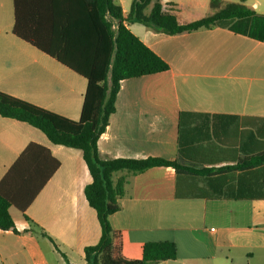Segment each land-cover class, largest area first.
I'll return each mask as SVG.
<instances>
[{
	"label": "crops",
	"instance_id": "crops-1",
	"mask_svg": "<svg viewBox=\"0 0 264 264\" xmlns=\"http://www.w3.org/2000/svg\"><path fill=\"white\" fill-rule=\"evenodd\" d=\"M132 1L115 0L124 16ZM210 1L161 0L181 23L210 14ZM246 4L264 15L263 0ZM99 12L100 0H0V90L78 120L87 78L32 40L61 47L65 34L70 51L84 39L93 47ZM106 18L116 29L117 19ZM127 24L170 68L121 80L99 152L104 159L178 160L191 170L153 166L114 173L115 180L127 179L121 208L109 216L124 233V254L141 258L144 243L171 240L177 258L155 264H260L264 164H237L264 143L258 131L264 118V16L238 22L245 32L211 26L168 35ZM181 112L192 113L184 124ZM28 148L22 169L41 174L55 159L60 164L25 210L34 224L10 207L16 230L0 228V264H86L85 248L98 243L101 225L85 196L92 176L82 150L54 144L39 128L0 115V182ZM194 188L208 196L177 195Z\"/></svg>",
	"mask_w": 264,
	"mask_h": 264
},
{
	"label": "trees",
	"instance_id": "trees-1",
	"mask_svg": "<svg viewBox=\"0 0 264 264\" xmlns=\"http://www.w3.org/2000/svg\"><path fill=\"white\" fill-rule=\"evenodd\" d=\"M150 7V10L147 9ZM211 13L194 21L181 23L176 14L164 7L161 0H133L127 16L115 0H100V12L93 18L97 25L95 45L85 39L75 51L68 49V38L63 34L62 46L48 45L37 40L32 42L87 78L88 84L78 120L50 111L25 99L0 90V115L27 122L40 130L54 144L79 148L89 168L92 181L85 187V196L96 210L101 225V237L97 244L85 248L86 264H155L175 259L178 255L176 242L171 240L149 241L142 246L141 258H129L123 252L124 233L114 229L109 216L121 208L120 199L126 195L127 179H114L117 171H143L153 166H173L178 172L189 173L190 166L178 160L149 157L146 159H104L98 148V140L105 131L111 114L116 108V99L121 80L167 71L170 66L128 27V22H139L158 32L168 35L190 32L203 27L223 26L245 32L237 24L253 16H264L246 4V0L233 2L211 0ZM106 14L118 21L116 29ZM235 21V22H234ZM234 22V23H233ZM237 22V23H236ZM18 33V29L15 28ZM181 112L179 123H186ZM238 119V115H231ZM258 131L264 134V118H259ZM28 148L0 182V228L16 230L10 207L15 206L24 217L26 208L46 184L60 162L36 174V168L22 169ZM264 164V143L259 152L239 160L240 168ZM193 192H179L178 196H208L201 188ZM34 224V223H33ZM37 226V225H36ZM54 246L59 249L55 238L41 229ZM70 264V263H68Z\"/></svg>",
	"mask_w": 264,
	"mask_h": 264
},
{
	"label": "rangeland",
	"instance_id": "rangeland-1",
	"mask_svg": "<svg viewBox=\"0 0 264 264\" xmlns=\"http://www.w3.org/2000/svg\"><path fill=\"white\" fill-rule=\"evenodd\" d=\"M228 1L238 2V1H240V0H228ZM254 1H255V0H249L250 3H251V2H254ZM263 1H264V0H263ZM147 11H148V9H147ZM13 209H14V208H13ZM263 261H264V259H262V260L260 261V264L264 263ZM256 262H257V260L254 259V260L252 261L251 264H256Z\"/></svg>",
	"mask_w": 264,
	"mask_h": 264
}]
</instances>
